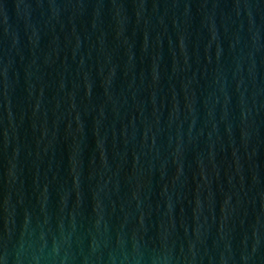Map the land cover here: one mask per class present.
I'll list each match as a JSON object with an SVG mask.
<instances>
[{
    "label": "water",
    "instance_id": "water-1",
    "mask_svg": "<svg viewBox=\"0 0 264 264\" xmlns=\"http://www.w3.org/2000/svg\"><path fill=\"white\" fill-rule=\"evenodd\" d=\"M0 264H264V0H0Z\"/></svg>",
    "mask_w": 264,
    "mask_h": 264
}]
</instances>
